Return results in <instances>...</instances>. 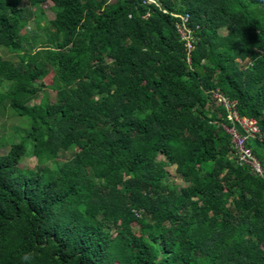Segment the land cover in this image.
I'll return each instance as SVG.
<instances>
[{
    "label": "trees",
    "instance_id": "obj_1",
    "mask_svg": "<svg viewBox=\"0 0 264 264\" xmlns=\"http://www.w3.org/2000/svg\"><path fill=\"white\" fill-rule=\"evenodd\" d=\"M19 3L0 0V264H264V179L226 129L256 118L264 165V0Z\"/></svg>",
    "mask_w": 264,
    "mask_h": 264
},
{
    "label": "built area",
    "instance_id": "obj_2",
    "mask_svg": "<svg viewBox=\"0 0 264 264\" xmlns=\"http://www.w3.org/2000/svg\"><path fill=\"white\" fill-rule=\"evenodd\" d=\"M186 20L187 18L184 16L183 21ZM179 33L182 38L188 39V37L185 36V33L181 29H179ZM186 47L187 53L189 55V53L193 50V46L191 43L188 42V40L186 41ZM215 97L219 100V102L224 104L226 108L232 110L234 102L227 100L222 94L217 91L215 92ZM228 118L233 121V124L238 122V124L247 131L248 135H255L260 132L259 125L257 124V121L255 119L240 117L239 114L234 110H232L228 114ZM226 129L232 134L238 161L250 165L252 167L253 173L264 179V165L257 158H255L252 151L245 146L247 141V135L239 134L234 128V126L227 127Z\"/></svg>",
    "mask_w": 264,
    "mask_h": 264
},
{
    "label": "rangeland",
    "instance_id": "obj_3",
    "mask_svg": "<svg viewBox=\"0 0 264 264\" xmlns=\"http://www.w3.org/2000/svg\"><path fill=\"white\" fill-rule=\"evenodd\" d=\"M19 1H20L19 4L22 6L26 4V0H19ZM51 6H52L51 4H47V5H44V7H43V10L46 14V17L50 20L55 18V13L50 9ZM33 27L34 28L36 27L35 21H31L26 26V30L29 31ZM0 51L4 52V54H3L4 58L13 60V58L9 57L10 55H8L7 52L4 51V48H0ZM42 99H43L42 96H38L36 99H34L32 101L31 104L39 103L42 101ZM15 123H16V117L13 116L12 114H10L8 107H6L5 108V114H3V116L0 115V131H3V130L8 131L11 126L15 125ZM22 137L23 136H17L14 142L19 141V139H22ZM8 147L9 146L3 147V145H2V147H0V154L4 153ZM29 148H30V146L28 145V148L26 150L29 151ZM36 166H37V161L35 158L24 157V159H22V162H20V164H19V167H22L23 169H27V168L28 169H34V168H37ZM168 178H169V182H174L175 184L182 185V186L184 185L183 182L180 180L179 176L176 173H174L173 167L169 170V177Z\"/></svg>",
    "mask_w": 264,
    "mask_h": 264
},
{
    "label": "clouds",
    "instance_id": "obj_4",
    "mask_svg": "<svg viewBox=\"0 0 264 264\" xmlns=\"http://www.w3.org/2000/svg\"><path fill=\"white\" fill-rule=\"evenodd\" d=\"M187 56L189 57V55H188V53H187ZM189 60H190V58L188 59V62H189ZM240 116V115H239ZM240 117H247V118H252V119H255L256 121H257V119L256 118H254V117H249V116H246V115H244V116H240ZM237 124H238V122H236ZM257 124L259 125V123H258V121H257ZM235 125V123L233 124V126ZM239 125V124H238ZM240 126V125H239ZM234 128H235V126H234ZM240 128L241 129H243V131L245 132V133H241V132H239L236 128V131L239 133V134H241V135H247V141H248V138L249 137H255V136H257V135H259L260 133H261V128H260V126H259V128H260V132L259 133H257V134H255V135H248V133H247V131L243 128V127H241L240 126ZM247 141H246V147H247ZM232 143H233V138H232ZM233 145H234V143H233ZM247 148H249V147H247ZM250 150H251V148H249ZM252 151V150H251ZM253 153V152H252ZM234 155L236 156V158H237V154H236V148L234 147ZM254 155V154H253ZM254 157H255V155H254ZM256 158V157H255ZM238 159V158H237ZM22 259V261H24L25 262V264H27V262H30V261H32L33 259H34V254L33 253H25L24 254V256L21 258Z\"/></svg>",
    "mask_w": 264,
    "mask_h": 264
},
{
    "label": "water",
    "instance_id": "obj_5",
    "mask_svg": "<svg viewBox=\"0 0 264 264\" xmlns=\"http://www.w3.org/2000/svg\"><path fill=\"white\" fill-rule=\"evenodd\" d=\"M235 128L239 131V132H241V133H245L244 131H243V129H241L240 128V126L237 124V123H235Z\"/></svg>",
    "mask_w": 264,
    "mask_h": 264
}]
</instances>
